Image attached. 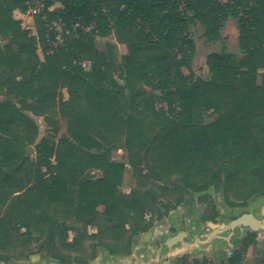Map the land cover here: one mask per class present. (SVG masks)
I'll use <instances>...</instances> for the list:
<instances>
[{"label":"trees","instance_id":"obj_1","mask_svg":"<svg viewBox=\"0 0 264 264\" xmlns=\"http://www.w3.org/2000/svg\"><path fill=\"white\" fill-rule=\"evenodd\" d=\"M27 1L0 0V90L6 88L0 100L1 252L27 247L37 232L45 234L37 251L58 264H88L98 247L127 254L132 242L172 208L158 201L146 180L162 194L173 193L175 207L184 190L205 196L210 186L221 187L232 207L264 196V0H57L62 8L48 13L49 20L81 16L94 21L98 32L74 31L42 58L35 37L13 17ZM230 17L242 56L210 53L207 80L184 73L195 53L190 28L201 24L206 40L217 41ZM36 21L43 41V21ZM110 35L126 46L120 57L113 42L103 51L96 46L97 37ZM83 61L90 62L88 69ZM140 82L157 92L137 87ZM56 106L67 119L68 136L52 144L48 136L39 137L36 120L26 112L42 116L55 133ZM208 112L219 117L204 124ZM118 141L145 183L128 193L118 190L124 164L109 158ZM30 145L34 159L27 153ZM144 158L155 175L176 182H157ZM93 168L101 171L99 177L90 175ZM147 211L154 220L145 218ZM217 215L213 206L202 219L214 222ZM72 219L82 223V231L68 224ZM88 226L96 231L88 233ZM70 231L74 236L68 241ZM255 234L238 241L226 264H242ZM84 239L90 241L89 255H71ZM252 264H264V244Z\"/></svg>","mask_w":264,"mask_h":264},{"label":"rangeland","instance_id":"obj_2","mask_svg":"<svg viewBox=\"0 0 264 264\" xmlns=\"http://www.w3.org/2000/svg\"><path fill=\"white\" fill-rule=\"evenodd\" d=\"M14 15L19 18L21 22V27H24L25 29L29 30L30 34L35 37L36 44H37V53L39 54V57H43V55L41 54L39 50V46H38L39 44L38 28L39 27H38L36 18L20 17L18 11ZM188 33L195 42V53L191 59L190 67L184 68L183 72L186 74L190 72L194 78H198L201 80L208 79L209 74H208V67L206 64V59H207V56L212 52H220L222 50H225L226 52L232 53L237 58L242 56V51L240 50V47L238 45V28H237V24L234 18H231V17L228 18V20L223 24L222 28L220 29V37L217 41L210 42L206 40L204 36V26H202L201 24H196L192 26ZM108 41L116 44V50H117L118 57H120L121 54L126 52V46L122 43L117 42L113 35H110L107 38L97 37L95 40V43L98 49L103 51ZM113 78L119 81L120 83H123V80L119 78L116 72L113 73ZM260 80L261 78L259 75L257 79L258 83H260ZM136 86L143 87V89H146L147 92H157L156 90H153L150 86L144 83H141V82H140V85H136ZM0 91H1L0 100H3L6 96V93H4V91L6 92V88L3 87ZM61 92L63 95V99L66 100L68 98V95L66 94L65 88H62ZM16 105L18 106L19 104L16 103ZM58 109L59 107L56 106V113L52 117L53 121L58 122L57 124L58 128L55 133H54L52 124H48L42 116H35L37 125L39 126V137L41 138L43 136H48L49 141L52 144H55L61 136H68L67 119L60 115ZM218 117H219L218 114H212L208 112L204 116V124L214 121ZM121 142L119 141L114 142V145L110 147V153H109V158L112 161L124 164L122 184L119 185L118 190L123 193H128L132 189L141 188L146 183V185H149L152 188H154L156 193L159 194L158 201L160 203L162 202V204H167L169 207L173 208L171 209L170 215L175 217L177 211L181 209L182 207L181 205H178L176 207L173 206L176 196L173 193H169V191L168 193L162 194L155 186L156 183L153 182L152 180H149V181L146 180V182L144 183L143 180L139 179L138 176H136L135 173L133 172L132 167L127 163V151L125 148H123ZM103 148H105V146H103V143L102 142L99 143V149L102 150ZM27 153H28L29 159L35 158L33 147H29L27 149ZM53 159L54 157H51V160L54 163ZM89 172L93 178H97L101 175V171L98 169L93 168V169H90ZM155 179L157 182L165 183L167 186H171L172 183L176 182L175 180H163L162 182V181H159L156 177ZM186 193H187V196H186ZM206 193L207 194L203 196V194L200 195L199 192H193L190 190L183 192V198L186 197L185 199H187V197L188 198L190 197L189 200H190V204L192 208L191 218L197 219L196 217L198 216L200 217L201 221H199L200 223L198 224V228H199L198 235H200L201 237H205V238L207 237L206 235H208L210 232L212 234L213 232L210 231L209 228L205 226L202 218L213 213V206L215 209H217L218 213L220 212V214L217 216V223L226 224L230 221V219L234 215L239 214L240 210L251 211L259 216V213H258L259 208L262 205H264V196H259V197H253V198L248 199L246 201L245 206H241V207L228 206L223 196V191L221 187L217 188V187L210 186ZM229 198L236 202L240 201L236 199L232 194L229 196ZM98 209L101 210L102 207L99 206ZM182 214L183 216H185L183 212ZM154 217L155 215L151 211H147L145 213V218L147 220H154ZM68 224H75L77 225V227H79L81 231L83 230V227L81 225L82 223H78L74 219L68 220ZM163 224H165L164 221L155 220L154 225H157V227H161ZM86 230L88 233H94L96 231V228L92 226H88ZM148 232L150 233V230H148L145 233H142L141 236L146 235ZM218 233H220L221 235H226L227 231L225 230L220 231L219 229ZM247 233L248 232L243 233L239 236L238 234H236V237L238 236V238L235 239V237H231L230 242L234 241L236 245L238 246V241L241 238H243ZM73 236H74L73 232L71 231L68 232L67 240L70 241L73 238ZM193 236L196 237L197 233L194 232L191 237ZM255 237H257L256 243L254 246H250L247 249V252L245 254L246 256L244 257L242 264H252L254 263V261H256L258 257H260V255H262V248L264 244V231L263 230L257 231L255 234ZM44 239H45V234H38L37 232H35L34 237L32 241L29 243V245L27 247L26 246L22 248L20 247L19 249H21L22 252H25V253L36 251L39 244ZM89 243H90L89 239L82 240V242L80 243L79 249L76 252L72 251L71 252L72 255H84L87 251H89L88 250ZM219 243H222V241H220ZM207 247L209 249L215 248L213 244H209ZM222 248L224 249L222 250V252H220V254H217L214 251H211V252H205V253L200 252V253H188L185 255H178L177 257L173 258L169 264H191V262L194 259L198 261L205 260V264H218L219 262L226 264L227 256L229 254L227 250L229 249L225 248L224 245L222 246ZM19 249L11 250L9 251V253L16 252V250L18 252ZM216 250H218V248H215V251ZM61 251L65 253V250L63 248H61Z\"/></svg>","mask_w":264,"mask_h":264},{"label":"flooded vegetation","instance_id":"obj_3","mask_svg":"<svg viewBox=\"0 0 264 264\" xmlns=\"http://www.w3.org/2000/svg\"><path fill=\"white\" fill-rule=\"evenodd\" d=\"M144 167H145V163H144ZM148 172H150L152 175H154V177H156L155 175L156 172L154 170V167ZM185 191L187 190H184V192ZM185 198L186 197L183 198V202L180 204L182 207L177 211L175 217L170 215L171 209H173L170 208L167 216L159 219L164 221L165 224H163L157 231L154 230V227H152L150 229V233H147L145 236L144 235L141 236L140 234L138 238L132 242L129 252L127 254H122V253L110 254L109 252L104 250V248L98 247L99 250H96L95 252L96 257L100 255L98 264H168L170 261L169 259L171 258L172 255H185L188 253H200V252L205 253L211 251L220 254V252H222V250L224 249L222 248L223 245L225 246V248L229 249L227 250V252L229 253L228 255H231L232 251L236 248L237 245L234 241L233 242L226 241L223 238L224 236H227L228 233H230V230L228 229L226 230L223 226L217 227L215 229L216 232L212 234L210 232L204 241L200 240L197 236L191 237L194 232L195 233H197V231L199 232L198 224L200 223L199 221L201 220L199 216L196 217L197 219L191 218L192 208L189 200L190 197L189 198L187 197V199ZM262 206L259 208V212H258L259 216L253 213L260 220H264V215L262 214L261 211ZM182 212L185 214V216H183ZM243 212H251V211L240 210L239 214L234 215L231 219L237 217ZM219 214L220 212L218 213V215ZM203 221L205 226L208 227L210 231H214L208 226L209 220H203ZM214 223H217V217ZM219 229L220 231L221 230L227 231L226 235H221L220 233H218ZM181 232L185 233L182 240H177L175 243L171 244V246H168L166 244L167 240L170 237L176 236ZM246 232H250V230L245 227H242V229L238 227L233 230V235L231 237H235V239H237L239 235ZM236 234H238L237 237ZM218 236L220 237L218 238ZM213 238L214 239L217 238V240L219 239L220 241H222L219 247H215L218 248V250L216 251L215 248L209 249L207 247L209 244L213 242V241L210 242V239ZM206 240L207 242H205ZM84 255H89V251H87Z\"/></svg>","mask_w":264,"mask_h":264},{"label":"built area","instance_id":"obj_4","mask_svg":"<svg viewBox=\"0 0 264 264\" xmlns=\"http://www.w3.org/2000/svg\"><path fill=\"white\" fill-rule=\"evenodd\" d=\"M59 8H62V6L57 0H28L26 8L23 10L24 16L29 18L39 17L43 21V41L38 40L39 50L42 55L51 54L54 50L62 47L74 31H80L83 34L98 32L94 21H86L81 16L70 21L64 16H58L49 20L48 13ZM81 66L84 69H88L90 62L83 61Z\"/></svg>","mask_w":264,"mask_h":264},{"label":"crops","instance_id":"obj_5","mask_svg":"<svg viewBox=\"0 0 264 264\" xmlns=\"http://www.w3.org/2000/svg\"><path fill=\"white\" fill-rule=\"evenodd\" d=\"M18 11V13H19V15H20V17H23V18H28V17H26V16H24V14H23V11H20V10H15L14 12H13V17H14V19H17V20H19V18L18 17H16L14 14L16 13ZM20 21V20H19ZM20 25H21V22H20ZM22 28H24V27H22ZM3 42L2 41H0V44H2ZM36 47H37V44H36ZM40 58H42V57H40ZM65 91H66V89H65ZM66 94H67V91H66ZM68 95V94H67ZM27 114H29V115H31L34 119H35V116L32 114V113H30V112H26ZM36 120V119H35ZM37 122V121H36ZM30 147H33V145H30ZM34 148V147H33ZM155 224V223H154ZM154 227V230H159V228L160 227H157V225H154L153 226ZM145 233V232H144ZM149 233V232H148ZM198 231H197V237L200 239V240H202V241H204L205 240V237H201L200 235H198ZM145 236V235H144ZM207 236V235H206ZM259 236V235H258ZM257 238V237H256ZM211 241H213L211 244H213L214 245V247H219V245H220V240L218 239L217 240V238L216 239H210V242ZM205 242H207V240L205 241ZM217 242V243H216ZM20 248V247H19ZM19 248H17V250L19 249ZM22 248V247H21ZM17 250H16V252H11V253H9V254H5V253H3V252H1L0 251V256H2V255H9L10 257L8 258V260H3L2 258H0V264H58V261L57 260H55V259H52V258H50V257H48V256H46L45 255V253L44 252H42V253H39L37 250L36 251H33V252H30V253H25V252H22V250L21 249H19V251L17 252ZM180 252V251H179ZM168 256V255H167ZM170 256V255H169ZM178 255H172L171 256V258L169 259L170 261L173 259V258H175V257H177ZM229 256V255H228ZM227 256V257H228ZM99 258H100V256L98 255L94 260H91L88 264H98V260H99ZM170 261H169V263H170ZM193 262V261H192ZM168 263V264H169ZM192 264V263H191Z\"/></svg>","mask_w":264,"mask_h":264},{"label":"water","instance_id":"obj_6","mask_svg":"<svg viewBox=\"0 0 264 264\" xmlns=\"http://www.w3.org/2000/svg\"><path fill=\"white\" fill-rule=\"evenodd\" d=\"M144 163H145V169L146 171H150L153 166L151 163H149L146 158H144ZM156 178L159 180V181H162L164 179H162L159 175H156ZM176 181V180H175ZM262 214L264 215V205L262 206ZM208 226L214 230L212 231L213 233L216 232L215 229L217 227H224L225 229H228L230 230V233H228L227 236H224L223 238L226 240V241H230L231 239V236L233 235V230L235 228H241L242 227H245V228H248L250 231H253V232H257L259 230H264V220H260L258 219L254 214L253 212H243L241 213L240 215H238L237 217L231 219L228 223L226 224H220V223H214V222H211L209 221L208 222ZM185 233L184 232H181L180 234L176 235V236H172L170 237L166 244L168 246H171V244L175 243L177 240H182V238L184 237ZM220 236H218L219 238Z\"/></svg>","mask_w":264,"mask_h":264}]
</instances>
